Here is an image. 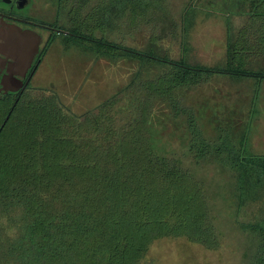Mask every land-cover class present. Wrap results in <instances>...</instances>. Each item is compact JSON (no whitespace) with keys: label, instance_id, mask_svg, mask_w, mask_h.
I'll return each instance as SVG.
<instances>
[{"label":"trees","instance_id":"trees-1","mask_svg":"<svg viewBox=\"0 0 264 264\" xmlns=\"http://www.w3.org/2000/svg\"><path fill=\"white\" fill-rule=\"evenodd\" d=\"M70 1L56 4L66 9ZM91 1L73 0L69 7V21L74 16L79 24L61 35L64 49L137 68L142 58L143 68L81 114L51 88L17 100L0 96V264H141L152 243L166 238L218 248L204 188L183 166L184 156L159 152L153 135L158 122L181 124L188 133L187 155L196 163L215 158L235 173L238 210L264 201V156L250 153L247 133L239 126L233 134L220 131L217 139H206L184 103L188 92L213 75L261 82L264 72L250 71L242 58L209 68L184 58L172 61L156 48L137 51L108 41L102 33L114 30L124 11L145 17L154 1L98 0L88 8ZM242 31L246 44L239 52L264 56V16L256 15ZM54 41L42 49L40 62ZM235 52L229 46V54ZM152 63L163 66L158 76L166 79L140 86L141 73ZM128 93L132 105L113 113L119 95ZM243 229L258 240L249 264H264V218Z\"/></svg>","mask_w":264,"mask_h":264},{"label":"rangeland","instance_id":"rangeland-1","mask_svg":"<svg viewBox=\"0 0 264 264\" xmlns=\"http://www.w3.org/2000/svg\"><path fill=\"white\" fill-rule=\"evenodd\" d=\"M54 1L56 0H35V5L42 7L47 2V22L51 25L55 23L54 27L62 31H72V25L79 24L74 16H71L72 21H69L68 9L72 6L73 0L68 3L67 9L57 12L56 18L52 7ZM97 1L92 0L88 8H92ZM71 13L73 14V12ZM166 18H151L152 21L147 18L144 19L143 23L153 24L151 31H148V35L147 33L144 34L145 42H143V46L147 43L144 48L140 46L139 41L137 43V41L128 40L126 44L143 50L149 48L148 43L152 45L161 44L157 41L162 40L161 37L165 32L164 28H169L166 23H161ZM133 19L136 18L131 17V20ZM151 24H146V26L149 27ZM92 25L94 26V24ZM124 28L127 29L124 31L126 34H130L133 30L131 25ZM107 34L102 33L103 36ZM114 34L119 35L118 32H114ZM56 39L33 78L32 91L39 93L42 89H53L59 95L62 103L75 114H81L98 105L119 88L126 86L134 70L140 68L141 71L143 68V62L140 61L142 58H138V61H136L137 58H133V60L140 63L139 68H137V65L127 66L124 63L108 64L103 60H92L76 49L66 51L61 43L63 37L59 36ZM196 44L198 46L192 48V53L197 61L199 59H208L209 61L215 59V57L206 58L211 53L210 46L209 48L204 47L209 44L206 33L200 34ZM174 45L173 42L162 43L161 46L159 45L160 48H156V53L173 50L170 57L174 58L173 53L175 55L177 50L176 47H173ZM151 48L154 50V47ZM215 51L219 57V44ZM125 59V56H122L118 61ZM209 64L213 63L204 65ZM161 68L163 66L152 63L149 70H143L141 73L142 78L139 77L137 83L141 86L145 82H151L154 78H159L162 83L166 77L158 76L162 73ZM140 71L135 74L138 75ZM151 77L153 78L150 79ZM254 88L257 92L261 91L262 95L264 94V83L260 88L259 86L255 87L248 81L236 83L227 78H220L219 83L213 81L209 85L204 84L194 91L188 92L184 103L193 109L192 111H194L204 138L217 139L220 131H228L233 134V131H237L239 126L242 127L241 133H247L251 137L257 132V128L253 121L249 119L248 108H251L250 114L257 115L252 105L261 103V96L254 91ZM214 89H219V91H214ZM254 96H256L255 101H253ZM133 98L134 96L129 95V93L128 95H119L118 99L120 101L114 108L113 113H124V110L132 105ZM180 125L178 121L173 122V120L158 122V125L153 129L156 147L159 152L167 151L176 154L177 157L184 156L182 159L183 166L190 171L194 179L201 182L206 194L210 215L213 217V225L219 235V246L214 250H209L199 244L191 243L185 238H166L152 243L141 264H249L258 240L243 229V225L252 224L260 218H264V201L250 202L247 206L238 210L234 197V191L236 190L235 173L220 165L215 158H208L205 161L196 163L192 155H187L185 143L189 140L188 133ZM263 139V136L258 138L252 136L248 146L250 153L252 152L251 154H264Z\"/></svg>","mask_w":264,"mask_h":264},{"label":"crops","instance_id":"crops-1","mask_svg":"<svg viewBox=\"0 0 264 264\" xmlns=\"http://www.w3.org/2000/svg\"><path fill=\"white\" fill-rule=\"evenodd\" d=\"M153 1L154 2L152 6L146 11L145 17H143V15L138 17L136 16L137 14L133 16L130 11L127 10L124 11L121 14L119 20H117V22L115 23L116 26L114 27V30L104 31L105 33H108L106 36H104L105 39L111 42L113 41L117 42L123 46L126 45L125 47L132 48L137 51L138 50L142 51L143 49L130 47L126 43L128 42V40L137 41V43L139 41L140 46L144 48L147 45L146 43V45L143 46L144 44L143 42H145L144 34L147 33L148 35V31H151L150 29L153 25L148 22L146 24H151V25L147 27L146 24L143 23L144 19L147 18L150 21H152L153 19L151 18L158 19L159 17L162 18L167 17L161 23L163 24L166 23V25L169 26V28L167 27L164 28L165 32L168 33V36L165 38L161 37L162 40L157 42H161V44L165 42L175 43L173 47H176L175 49L177 50L175 55L173 53V56H175L174 58L170 57V55H172L171 53L173 50L164 51L170 60L179 61L181 58H184V60L187 63L189 64L194 63L193 65H200L209 68L212 67L225 68L230 58H234V59L242 58L250 71L264 72V56L255 57V56H251V54H247L242 51L239 52L241 45L245 46L246 44V43L241 44V34L243 33L242 30L245 29L247 25H250L252 21H254L256 15L264 16V0H153ZM47 5L48 3L46 2L42 7L39 6L38 7L39 11L37 13L40 15V17H43V19L46 21L48 17ZM52 7L54 8V16H57V12L63 11L65 9L62 6L58 7L56 1H54V3L52 4ZM135 16L136 19L131 20V17L135 18ZM128 25H131L133 29L130 34L124 33V31L127 30L124 27ZM12 29L14 31L13 33L15 34V37H17L18 35L17 37L18 40L15 41L19 42L20 44L22 41L21 38L23 36L25 37L26 35L34 34L32 32H27V31L24 32L25 30H22L17 26H12ZM174 31L175 33L177 32L176 35ZM114 32H118L119 35H115ZM202 33H206L207 38L209 40V44L204 47L207 48H209V46L211 47V53L208 54V57L206 58L215 57L214 60L209 61L208 59L207 60L199 59V61H197V59H195V56H193L192 48L198 46V44H196V41L199 39V36ZM148 44L149 47L151 46L154 48H160L161 46V44H159L160 46L155 44L152 45L150 43ZM218 44H219V57L217 55V52L215 51ZM229 46L231 47L234 46L235 49H237V53L235 52L234 54L233 53L229 54ZM18 61L19 62L22 61L21 55ZM43 61L44 59L40 62L38 69H40V66L42 65ZM103 61L108 63L106 60ZM207 63H213V64H209L205 66L204 64ZM215 65H219V66H215ZM26 70H28V67L26 68ZM220 78H227L231 82H236V83H239L241 81H248L252 83L255 87L259 86L260 88L264 83V80L259 82L255 79L238 78V77L226 76V75H213L204 84L209 85L213 81L219 83ZM195 89H193L192 91H194ZM214 91H219V89H214ZM254 91H256L255 88ZM256 93L257 94L259 93V96H261V100H260L261 103L259 105H254V104L252 105L254 111L257 112V115L250 114L251 108H248V111H249V119L253 121L255 127L257 128V132L251 135V137L248 136L249 142L252 136L254 138L256 137L258 138L259 136L264 137V94L262 95L261 91L260 92L256 91ZM255 99L256 96L253 97V101H255ZM254 155L264 156V154H255V153Z\"/></svg>","mask_w":264,"mask_h":264},{"label":"flooded vegetation","instance_id":"flooded-vegetation-1","mask_svg":"<svg viewBox=\"0 0 264 264\" xmlns=\"http://www.w3.org/2000/svg\"><path fill=\"white\" fill-rule=\"evenodd\" d=\"M25 1L0 0V96L15 100L23 93L33 90L32 83L40 65L39 58L48 41L67 34V32L54 27L55 23L51 25L37 14L39 8L35 5V0H30L27 6L21 8ZM12 26H17L25 30L24 32L37 34L38 38L26 35L21 38L20 44L12 39L15 36ZM35 44H38L37 54L34 53ZM16 54L21 55L22 61H18L20 57ZM27 67L28 70H26ZM12 78L22 81L23 86L18 92L5 94L4 91L14 90L18 87Z\"/></svg>","mask_w":264,"mask_h":264},{"label":"water","instance_id":"water-1","mask_svg":"<svg viewBox=\"0 0 264 264\" xmlns=\"http://www.w3.org/2000/svg\"><path fill=\"white\" fill-rule=\"evenodd\" d=\"M29 3H30V0H26L25 3L21 6V8L27 6ZM31 35L34 36V38H36V39L38 38V36H36L35 34H31ZM12 39L18 40L17 37H15V36ZM34 49H35L34 53L37 54L38 53V44H35ZM16 55H18L20 57L19 54H16ZM9 78H11V77H9ZM12 79L15 81V83L18 85V87H17V89H14V90H10V91L6 90V91H4L5 94L8 93V92H18V90H20L22 88V86H23L22 81H20L19 79H16V78H12Z\"/></svg>","mask_w":264,"mask_h":264}]
</instances>
